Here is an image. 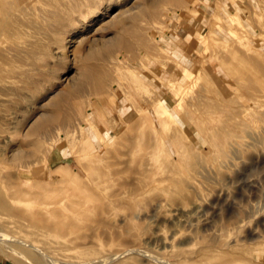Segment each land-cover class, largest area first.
<instances>
[{
    "label": "rangeland",
    "instance_id": "obj_1",
    "mask_svg": "<svg viewBox=\"0 0 264 264\" xmlns=\"http://www.w3.org/2000/svg\"><path fill=\"white\" fill-rule=\"evenodd\" d=\"M11 1L0 0V189L75 226L53 238L0 221V264L42 257L23 239L45 264H264V0ZM158 94L198 130L187 149L169 143L171 125L142 122ZM53 113L68 120L29 132ZM147 176L161 181L133 199ZM192 200L201 208L180 216Z\"/></svg>",
    "mask_w": 264,
    "mask_h": 264
},
{
    "label": "bare ground",
    "instance_id": "obj_2",
    "mask_svg": "<svg viewBox=\"0 0 264 264\" xmlns=\"http://www.w3.org/2000/svg\"><path fill=\"white\" fill-rule=\"evenodd\" d=\"M16 1H25V0H12L11 2H16ZM51 1H55V2H57V0H51ZM50 1V2H51ZM62 2V1H61ZM53 3V2H52ZM63 5V4H62ZM64 5H65V3H64ZM63 5V6H64ZM260 6V5H259ZM1 12H4V9H5V6L3 5V6H1ZM13 9V8H12ZM61 10H63V9H61ZM28 13V12H27ZM30 14V13H29ZM33 14V13H32ZM55 15V14H54ZM50 16V15H49ZM49 18V17H48ZM51 19H53L52 17H51ZM57 23V22H56ZM59 24H61V25H63L64 24V21H60L59 20V22H58V25ZM6 26V25H5ZM4 26V27H5ZM15 27V26H14ZM17 30H18V28H17ZM12 31H13V29H12ZM8 32V31H7ZM14 32V31H13ZM35 36V35H34ZM33 36V37H34ZM36 38V37H35ZM35 42V41H37V40H32L31 41V43L32 42ZM42 42V41H41ZM31 43L29 44V45H31ZM37 43V42H36ZM39 43V42H38ZM44 44V43H43ZM18 45V44H17ZM38 45H40V44H38ZM34 46H35V44H34ZM33 46V47H34ZM40 46H42V45H40ZM21 48H23L22 47V45L20 46ZM43 47V46H42ZM41 47V48H42ZM36 48H37V44H36ZM40 48V47H39ZM1 49V48H0ZM25 49H26V47H25ZM27 49H28V47H27ZM248 49V48H247ZM20 50V49H19ZM32 50V49H31ZM228 50V49H227ZM28 51V50H27ZM229 51V50H228ZM40 52V51H39ZM38 53V52H37ZM194 53V52H193ZM230 53V52H229ZM0 54H3L4 55V53H0ZM27 54V53H26ZM35 54V53H34ZM2 56V55H1ZM199 56V55H198ZM239 56H241V55H239ZM5 57V56H4ZM30 57V56H29ZM233 57V56H232ZM32 60H35V59H33L32 58V56L30 57ZM236 58V57H235ZM239 58H241V57H239ZM244 59V58H243ZM0 60H2V59H0ZM197 60V59H196ZM236 60H237V58H236ZM241 60V59H240ZM3 61V60H2ZM32 63L34 62V61H31ZM3 63V62H2ZM243 63V62H242ZM226 64V63H225ZM233 64V63H232ZM248 64V63H247ZM256 64H260V63H256ZM261 65V64H260ZM261 66H263L264 67V65H261ZM233 67V66H232ZM231 67V68H232ZM242 68V67H244V66H239L238 65V67L237 68ZM251 68V67H250ZM245 69V68H244ZM238 70V69H237ZM242 70V69H241ZM235 71V70H234ZM244 71H246V70H244ZM1 72H2V70H1V68H0V81L2 80V74H1ZM237 72V71H236ZM239 72H240V70H239ZM189 74V73H188ZM238 74V73H237ZM240 74V73H239ZM190 75V74H189ZM188 75V76H189ZM244 75V74H243ZM241 76V75H240ZM239 76V77H240ZM188 78V77H187ZM189 79V78H188ZM206 80V79H205ZM186 81L188 82V80L186 79ZM202 81V80H201ZM203 82V81H202ZM186 83V82H185ZM102 84H103V81L102 80H100L99 82H98V86H102ZM208 85H210V84H208ZM207 86V85H206ZM168 87V86H167ZM212 87V86H211ZM209 88H210V86H209ZM189 89V88H188ZM207 89V88H206ZM214 89V88H213ZM213 89H212V91H213ZM75 90H80V86L79 85H77L76 86V88H75ZM69 91H65V92H62V93H60L58 96L60 97V99H52L50 102H49V104L52 106V107H55V106H57V104H58V102L60 101V100H65L66 99V95H68L69 93H68ZM213 93H216V92H213ZM63 95V96H62ZM161 95L160 94H158L157 95V98H156V105H152V107H154V113L153 114H151L150 112H149V110H146V112H144V119H143V123H145V120L147 119V115H148V117L152 120L153 119V121L155 122V123H157V125L159 126V127H161V126H164V125H171L172 126V129H166L165 130V132H164V135L167 137V139L169 140V143L172 145V147H174V148H176V150L177 149H181V150H185V149H187V147H188V143L189 142H195L194 140V137L196 136L197 137V135H198V130L193 126V125H190L189 126V130H190V132H186L178 123H177V121H176V116L178 115L177 114V111L176 110H174V109H172V108H170V107H165L163 104H162V102H161V97H160ZM169 97V96H168ZM150 102H152V101H150ZM170 103V102H169ZM179 105H178V107H179V109L181 110H184V108L180 105V103H178ZM70 106L71 107H76L77 105L74 103H71L70 104ZM156 106V107H155ZM181 110V111H182ZM246 111V110H245ZM244 111V112H245ZM241 113H243V112H241ZM161 114H163L164 116H162ZM247 114V113H246ZM243 116V115H242ZM179 117H181L182 119H184V115L183 114H180L179 115ZM235 118V117H234ZM62 121V122H66L67 120H68V118H67V116L65 115V114H63V115H60V114H57V113H53V114H49V115H47L43 120H41L40 122H37V123H33V125H31L30 127H29V132H32V131H37L38 133H41V132H43V133H46V132H44V131H46L45 129L47 128V123L48 122H53V121ZM249 120V119H248ZM147 122V121H146ZM256 122V121H255ZM258 122V121H257ZM143 123H140L139 125H141L142 126V124ZM188 124H190V123H188ZM253 126V125H252ZM255 126V125H254ZM114 129V128H113ZM162 129V128H161ZM256 129V128H255ZM123 131L121 130L118 134H115V137H118V136H120V135H122V134H125V132L124 133H122ZM0 136H3L2 134H0ZM162 136V135H161ZM101 137H105L104 136V134L103 135H101ZM146 138H147V136H146ZM165 140V139H164ZM145 142H147V139H146V141ZM130 144H133V143H131V141H130ZM145 144V143H144ZM143 144V146H145ZM169 146V145H168ZM36 148H40V146L39 145H37V147ZM106 147L105 146H103V148L101 149V150H103V149H105ZM128 149H130V148H128ZM200 150V149H199ZM45 151H47V148H44V149H42L41 151H39V152H42V153H44ZM104 151V150H103ZM33 152L32 151H26V152H24V153H20V152H18V151H12V154H8V157H7V159H8V161H16V160H19V159H21L22 157L24 158V160H25V158L26 157H28V156H30L31 154H32ZM122 153V152H121ZM128 153V152H127ZM128 155H130L129 153H128ZM43 157L42 158H44V154L42 155ZM47 156V155H46ZM130 157V156H129ZM35 160V159H34ZM127 162V161H126ZM2 167V166H1ZM1 168H0V173H1ZM9 174H11V172H9V171H7L6 172V174H5V177H8L9 176ZM147 178H149L148 180H143L141 183H139V184H136L133 188H131V190H130V193H129V195L133 198V199H139V198H143L144 196H145V192L147 191V190H150V189H152V188H155L156 186H157V183H159L160 181H161V178H155V177H148L147 176ZM1 183V182H0ZM130 184V183H129ZM134 184V183H133ZM125 188V187H124ZM16 189V188H15ZM43 191V190H42ZM128 191V190H127ZM193 194V193H192ZM42 198V197H41ZM44 198H46V197H44ZM22 200V197H21V195H20V193H13L12 195H9L8 197H5V193H3V190H1L0 189V213H2V212H7V217H0V221H2V222H4V223H7V224H9V223H13L14 221H19V222H22L23 224H25L26 226H28V227H30V228H33V229H35V230H38V231H40V232H42L44 235H47V236H52L53 238H56V236H62V235H64V233H65V231H67L66 233H72V232H74V226H75V224H73L72 222H65V221H63V220H57V221H53V220H49V219H47L44 215H43V213L42 212H38V211H40V210H37L36 209V214L35 213H32L30 210H29V208H28V210L26 211L25 209H23V208H17L16 206H13L12 205V202H14V201H16V202H19V201H21ZM169 200V199H168ZM190 205H191V207L192 208H184V207H178V208H176V211L178 212V214L180 215V216H187L189 213H192L193 211L194 212H196L198 209H200L201 208V204H199L198 202H196L195 200H192L191 202H190ZM175 210V209H174ZM53 212H54V210H53ZM56 214V213H55ZM26 215V216H25ZM188 217V216H187ZM21 218L22 219H24L23 221L21 220ZM186 218V217H185ZM175 219V218H174ZM65 233V234H66ZM171 237V236H170ZM159 241H160V238L158 239ZM157 240V241H158ZM162 240V239H161ZM162 242V241H161ZM22 243H24L25 245H28V246H31V247H33V249H35V250H38V252H41L43 255H42V257L38 254V253H30V254H28V255H30L32 258H29L30 259V261H32V262H34L35 264H38V263H40L41 262V258H43V256L44 255H46L45 254V251H44V249H41V248H39V247H37V246H33V243L31 242V241H28V240H26V239H23L22 240ZM164 244V243H163ZM172 247V246H171ZM194 255V254H193ZM48 257V256H47ZM111 258V257H110ZM182 258V257H181ZM190 258V257H189ZM191 258H192V256H191ZM54 259V258H53ZM114 259V258H113ZM161 259H163V258H161ZM178 260H177V264H187V259H179V258H177ZM109 260V259H108ZM150 260V259H149ZM227 260H228V258H227ZM117 261V260H116ZM155 261V260H154ZM165 261V260H164ZM195 261V260H194ZM69 262V261H68ZM96 262H98V260L96 261ZM96 262H95V260H94V262L93 263H95L96 264ZM100 262V261H99ZM112 262V261H111ZM153 262V261H152ZM204 262V261H203ZM41 263H43V261L41 262ZM40 263V264H41ZM46 262L44 261V263L43 264H45ZM102 263V262H101ZM100 263V264H101ZM160 263V262H159ZM162 263V262H161ZM160 263V264H161ZM192 263H193V261H192ZM198 263V262H197ZM226 263V262H225ZM76 264V263H75ZM82 264V263H81ZM92 264V263H91ZM109 264V263H108ZM204 264V263H203ZM219 264H222V262H219Z\"/></svg>",
    "mask_w": 264,
    "mask_h": 264
}]
</instances>
